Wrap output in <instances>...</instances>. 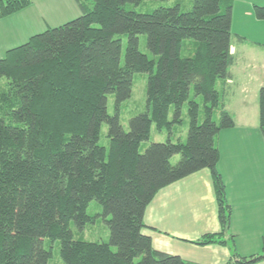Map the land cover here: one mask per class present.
I'll use <instances>...</instances> for the list:
<instances>
[{
	"label": "trees",
	"instance_id": "1",
	"mask_svg": "<svg viewBox=\"0 0 264 264\" xmlns=\"http://www.w3.org/2000/svg\"><path fill=\"white\" fill-rule=\"evenodd\" d=\"M75 1L78 15L46 26L0 56V264H48L44 238L58 239L66 264H200L156 249L142 229L155 193L204 167L213 183L219 229L192 241L228 245L222 264L264 258V233L257 251L235 250L231 206L217 169L215 136L234 125L218 86L233 61V0H192L186 9L176 3L143 12L127 6L143 0ZM30 3L0 0V17ZM253 10L264 19V5ZM140 34L151 56L139 49ZM138 71L147 73L146 109L130 116L124 129L119 104L129 97ZM191 89L202 97L200 121ZM109 92L113 114L106 110ZM185 101V139L150 141L140 151L152 122L170 132L182 121ZM258 115L264 136V84ZM103 121L107 146L99 143ZM174 154L178 159L171 162ZM91 199L101 206L107 241L73 236L71 221L80 229L93 220L86 212Z\"/></svg>",
	"mask_w": 264,
	"mask_h": 264
},
{
	"label": "crops",
	"instance_id": "2",
	"mask_svg": "<svg viewBox=\"0 0 264 264\" xmlns=\"http://www.w3.org/2000/svg\"><path fill=\"white\" fill-rule=\"evenodd\" d=\"M74 2L71 11L76 16L80 9ZM255 4L264 5V0H233V61L229 77L218 86L234 125L215 136L219 150L217 169L231 206L229 231L244 255L252 252L242 249L239 240H250L253 249H259L264 233V136L259 132L258 115V89L264 84V19L255 16ZM57 9V0H31L28 6L0 17V56L31 34L56 25L48 20L49 16L60 14ZM252 97H256L257 109L249 104ZM231 99L233 108L228 107ZM143 219L147 226L142 231L150 235L156 249L200 264H222L229 257L226 244L192 241L204 232L219 229L213 183L206 167L161 187L145 207ZM252 264H264V258Z\"/></svg>",
	"mask_w": 264,
	"mask_h": 264
},
{
	"label": "rangeland",
	"instance_id": "3",
	"mask_svg": "<svg viewBox=\"0 0 264 264\" xmlns=\"http://www.w3.org/2000/svg\"><path fill=\"white\" fill-rule=\"evenodd\" d=\"M57 1L60 3V9H57V12L58 13L60 12V14H58L60 17H58V15H51L49 16L50 19L48 21L56 22L53 24H58L75 16L73 15L74 13H72L71 11V8L73 9V7L71 6L73 4L72 0H57ZM191 1L192 0H143L138 4L127 3V6L143 12V11H149L152 8L159 5H173L178 3L182 9H186L187 7L190 6ZM63 18H67V19L63 20ZM234 26H236V15H234V22L232 19V34H231L232 43H233ZM124 41H125V37H122V42L124 43ZM138 46L139 49L145 52L148 56L152 55L149 49L146 47L144 34L139 35ZM182 54H185L184 50H182ZM146 78H147L146 72L144 71L135 72L133 74L131 93L129 97L121 101L119 104V120L122 126L124 127V129L128 128V119L130 118V116L146 109V102H145ZM189 96L193 97L199 104L198 120L200 121L203 117L202 97L199 94L194 95L192 89L190 90ZM251 103L253 107L257 109L256 97H252L250 99L249 104ZM229 106L233 108V99L229 100L228 107ZM106 110L109 114H113L115 112L114 96L113 93L111 92L106 94ZM218 110H219L218 108L214 110L213 118L215 120H218ZM186 111H187V102L185 101L183 102L180 110V117L182 121L180 123H174L170 132H168L165 129L158 130L155 127L154 123L152 122L150 125L149 136L148 138L143 139L140 142L139 150L142 151L150 141H163L167 137H170V139L173 141H175L177 138L184 140L186 137L187 120H188ZM172 112H173V107L171 106L168 112L169 118L172 116ZM250 112L253 113V109L250 110ZM106 132H107V124L105 121H103L100 126L99 143L104 146H107V142H108ZM177 159H178V154H174L170 160L171 162H175ZM86 212L89 215H94L93 220L87 222L80 229L71 221L70 227L73 231V236L77 238H83L86 240L107 241L109 236L108 227L104 216L100 213L101 206L99 202L96 199H91L87 204ZM43 243L45 248H48L50 250V257L48 259V264H66L59 255L58 239L49 240L48 238H44ZM233 244L235 250L239 252L237 242L235 240ZM239 246H241V248L244 250H250V252H255L256 249H258V247H255V249H253L252 247L253 244L251 243L250 240L248 242H242L239 240ZM112 248H114V246H112ZM241 253L242 252H239V254Z\"/></svg>",
	"mask_w": 264,
	"mask_h": 264
}]
</instances>
